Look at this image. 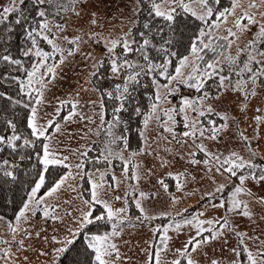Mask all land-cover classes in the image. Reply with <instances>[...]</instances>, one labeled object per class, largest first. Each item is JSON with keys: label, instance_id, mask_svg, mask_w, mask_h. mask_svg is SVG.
<instances>
[{"label": "snow or ice", "instance_id": "1", "mask_svg": "<svg viewBox=\"0 0 264 264\" xmlns=\"http://www.w3.org/2000/svg\"><path fill=\"white\" fill-rule=\"evenodd\" d=\"M144 2L131 0L130 24L139 22ZM25 3L26 0H8L6 5H0V25H8L9 18L14 16V25L22 29L24 41L22 45L15 46L17 54L14 55L12 34L15 29L7 26V35L0 32V66H3L0 82L14 85L18 97L0 91V99L28 110L26 127L29 130L25 135L12 119L5 121L8 134L0 135V152L8 150L10 154H19L20 161L31 160L35 155L39 166L37 179L29 186L21 206L14 210V223H6L0 216V224L11 231L13 240L16 234L23 233L24 239L16 242L20 249L24 248V240L31 239L32 235L24 225L29 224L37 213H42L45 220L63 223V217L57 214L58 205L51 203L50 198L71 189L77 193L81 206L76 208L74 216L66 213L72 216V220L62 237L53 235L50 240L44 237L46 243L57 247L50 253L41 251L40 255H51L52 264H57L61 256H66L77 242H81L88 254V264H119L122 255L115 239L120 236V225L128 218L127 207L112 206L107 192L118 187L119 182L114 174L111 179L115 183L105 181L109 174L107 167L101 172L95 166L104 164L110 167L113 160L118 159L122 162L125 178L139 180L141 177L137 174L128 176L129 165L139 169L134 158L152 155L156 151L153 145L165 142H175L184 149L186 156L176 155L196 171L202 165L205 174H212L210 179L213 183L216 176L225 177L231 183V194L227 198L221 197L219 203L211 202L225 192L226 183L205 192L204 198L211 207L249 220L254 217L251 204L264 208V196H258L247 186L249 181L256 186L264 185V166L257 165V152L252 148L253 139H259V128L264 125V109L255 108L253 120L257 127L252 138L239 130V120L232 112L235 106L240 113H246L250 101L264 94V0H228L227 6L224 0H147L150 20L142 24L141 30L134 34L133 28L129 27L128 31L115 35L111 31L107 35L104 32L107 20L100 7L104 0H30V12L22 7ZM73 17L77 21L85 20V24L70 37L65 33ZM153 20L162 24L153 25ZM189 20L194 22L190 35L186 31ZM249 34L251 38L245 41L243 38ZM89 42L102 46L104 56L97 59L91 52H84L83 46ZM78 55L92 61L88 79L80 85L72 100L57 101L54 115L59 117L66 109L67 114L62 117L66 124L77 117L80 121L95 124L93 116H98L100 123L95 134L103 133V138L95 149V157L89 156L94 149L85 147L82 151L77 150L78 162L73 165L69 156L54 146V133L62 131L61 123L51 118L42 123L41 109L47 103V91L54 82L65 78V68L74 70L72 66ZM104 68L108 70V78L115 82L111 89H101L93 83V78L103 77L101 69ZM84 84H93L92 90L100 93L98 103L89 102L99 108L93 116H86L81 110L80 92L88 91ZM183 89L195 95H184ZM177 96L178 104H173L172 98ZM109 102L110 113L107 110ZM133 117L138 118L141 125L138 135L142 147L126 156L125 153L129 152L127 132ZM233 124L237 126L238 139L247 151V158L235 150L213 151L205 144V141L221 142ZM178 125H182V131H177ZM153 129L156 135L150 140L149 133ZM165 151L171 153L172 150L166 148ZM198 154H203L202 158H197ZM169 163L167 159L160 160L161 167ZM88 165L93 167L88 169ZM19 167L14 160H0V182L15 184ZM54 168L67 171L41 194L46 176ZM147 174L152 175V170L149 169ZM189 176L187 169L176 174L174 178L179 181L177 190L183 187ZM190 178L196 179L195 176ZM79 181H86L88 185L85 189L87 198L79 190ZM157 183L167 191L168 185L163 179H158ZM115 199L121 197L116 196ZM142 199H148L143 192L135 200L141 216L144 220L155 219L141 205ZM172 203H176L175 197ZM185 212L187 209L177 213L181 220L175 223V231L187 226L194 230V234H190L183 246L175 250L178 258L171 264H199L193 254L213 241L223 239L227 244L228 234L234 235L238 241L237 247L231 249L237 258L231 264H241L238 258L242 255L246 264H264V247L258 246L252 251L246 243L252 240L264 245V241L237 231V226L227 215L215 220L201 219L204 213L200 212L189 219ZM260 219L264 220V215ZM109 225L110 231L100 230L107 229ZM170 227L172 225L165 226L158 237L163 248L149 245L153 251L149 252L146 264H160V253L167 249V242L171 239L168 235ZM159 232L160 228L154 229V233ZM36 237H40V232ZM0 242L9 243L2 238ZM0 252V259L8 260L14 255L10 247ZM210 264H220V261L212 259Z\"/></svg>", "mask_w": 264, "mask_h": 264}, {"label": "rangeland", "instance_id": "2", "mask_svg": "<svg viewBox=\"0 0 264 264\" xmlns=\"http://www.w3.org/2000/svg\"><path fill=\"white\" fill-rule=\"evenodd\" d=\"M8 0H0V5H6ZM131 0H104V3L100 5L102 12L101 14L107 20L104 26L105 35L108 32H112L114 35L121 32L128 31V28L132 26L129 23V16L131 13L130 8ZM85 20L77 21L75 17L72 18L67 32L68 36H74L78 32L79 26H83ZM246 37V36H245ZM243 38L246 41V38ZM248 39V38H247ZM84 52H91L97 59L104 56V48L95 44H86L83 46ZM234 54L235 48L232 49ZM91 60H85L82 56H77L73 64V71H69L65 68V78L54 82V86L46 93L47 103L41 109V116L43 123L47 119H55L61 123L62 131L60 133H54L55 142L54 146L63 155L69 156L70 162L74 165L78 162L77 150H84L85 147H91L94 150L89 153L90 157H95L97 152L95 149L100 145V141L103 138L101 135H96L95 131L97 125H99V117L93 116L94 112H98V107H93L90 101L99 102L100 93L94 91L93 84H84V87L88 91H81L79 96L80 104L82 105L81 110L86 116H93L96 123L90 124L87 120L80 121L79 118H75L70 123H64L62 117L67 114V110L61 112L59 117L54 115V109L57 106V101L62 99L72 100L75 93L80 89V85L88 79V73L91 71L90 65ZM94 83V81H93ZM95 85V83H94ZM98 87L97 85H95ZM99 88V87H98ZM184 95L193 96L195 93H186ZM238 95V94H237ZM231 99V96H229ZM179 97L172 98L173 104H178ZM171 106V105H169ZM261 107L264 109V94H261L257 98H254L249 103V108L246 113H240L235 106L232 108L233 115L239 120V130L243 131L245 135L252 138L254 137V129L257 127L253 116L256 115L255 108ZM194 115V114H193ZM179 119V117L177 118ZM92 129V131H89ZM182 125L177 126V131H182ZM52 130H50L51 132ZM259 139H253L252 148L257 152L255 158L257 163L264 166V125L259 128ZM156 135L155 129L149 133V139H154ZM83 137V138H82ZM205 144L213 151L219 150L224 151L235 150L245 155L247 158V151L244 145L238 139L237 126L233 124L223 137L221 142H210L205 141ZM142 147V141L140 137L136 144L129 147V152L125 153L126 156L130 155L132 151H138ZM156 149L152 155L136 156L134 158L135 164L139 165V169L129 165L128 176L131 177L134 174L139 175V180L125 178L123 175V165L118 159H114L112 166H106L104 164L96 165L99 167L101 172L107 167L108 175L105 176V181L109 183H115L111 177L114 174L119 182V186L114 189H108L107 198L114 208L127 207V219L124 221L120 228V236L115 239L121 255L122 260L119 264H146L149 252L153 251L149 245H159L163 248L164 246L159 243L158 237L162 234V229L165 226L172 225L169 228L168 235L171 239L167 242V249L160 253V264H171V262L178 258L175 250L181 248L186 242L190 234H194V230L187 226H184L181 231H175V223L181 220V217H176L178 212H182L184 209L190 211L189 214L185 215L189 219L193 216H197L200 212L204 213L201 219H212L215 220L220 216L227 215L229 220L236 227L237 231L245 232L248 236L259 237L260 241H264V220L260 219L261 215H264V208L259 204H251L254 212L253 220H249L246 217L226 214L224 209L213 208L211 203H219L221 197L227 198L231 194V183H229L225 177L216 176L215 183L212 182L210 176L212 174H205L203 166H199L200 170L196 171L185 163V160L179 158L180 155L186 156V151L182 149L175 142L161 143L159 146L153 145ZM166 148H170L172 151L168 153L165 151ZM203 154H198L197 158H202ZM161 158L167 159L170 163L166 167L160 166ZM93 166L88 165L87 168L91 169ZM152 170V175H148V170ZM188 170L190 173L189 178L184 182L183 187L177 190V184L179 181L175 179L177 173ZM87 170V169H86ZM65 171H67L65 169ZM64 171V172H65ZM172 173V175H168ZM63 174V173H62ZM191 176H195V180H191ZM158 179H163L168 185L167 191L157 183ZM220 183H226L227 187L223 194H218L216 200L211 203L204 198L205 192L213 191ZM238 183V181H237ZM79 190L83 192L85 198L88 197L85 189L88 187L86 181H79ZM247 186L252 189L258 196H264V185L256 186L251 181L247 182ZM44 192V191H43ZM41 192V194H43ZM143 192L148 196V199H142L141 205L145 208L147 214L155 219L144 220L141 213L136 208L135 200L139 198V194ZM155 194V195H153ZM119 196L121 199L116 200L115 197ZM176 198V203H172V198ZM246 199V197H241ZM50 202L58 205V215L63 217V223L60 221L45 220L42 213H37L29 224H25L24 227L28 228L31 232V239L24 240V248L20 249L17 241L24 239L23 233L15 235L13 240V234L4 225L0 224V238L9 241L8 244L0 242V250H6L11 248V252L14 254L8 260L0 259V264H52L53 257L41 256L40 252H51L52 249L57 245L46 243L44 237H48L49 240L53 235L62 237L66 232V227L71 226L72 216L66 215L71 213L73 216L76 215V208L81 206V201L77 199V193L71 191V189L62 191L56 197L50 198ZM167 213V215H165ZM3 216V215H0ZM141 216L140 220L137 217ZM5 218L6 223H14L13 218ZM176 217V218H173ZM205 227H208L205 225ZM160 228L161 232L154 233V229ZM111 230V226L109 230ZM40 232V237H36V233ZM207 235V233H205ZM228 243L225 244L224 240L213 241L210 245H205L202 249H199L193 254L194 258L199 264H210L212 259H217L220 264H231V261L237 259L232 253L231 249L236 248L238 241L234 235H227ZM248 247L255 251L259 245L257 241H246ZM19 249V250H18ZM2 255V252H0ZM27 257V260H25ZM241 264H246V260L242 255L238 258ZM57 264H61L59 260Z\"/></svg>", "mask_w": 264, "mask_h": 264}, {"label": "trees", "instance_id": "3", "mask_svg": "<svg viewBox=\"0 0 264 264\" xmlns=\"http://www.w3.org/2000/svg\"><path fill=\"white\" fill-rule=\"evenodd\" d=\"M225 6L228 4V0H224ZM26 9V11H31V3L30 0H26L25 5H23ZM150 5L147 3V0H145L144 4L142 5V11L140 13L139 22L135 25H132L134 34L138 33L141 30L142 24L148 20H150V17L148 16V10ZM194 22L189 20V28L186 30L187 34H191V25ZM153 25H160L162 24L161 21L153 20ZM7 26H12L15 31L12 34V45H13V54L16 55V45L17 44H23V36L21 35L22 29L19 28V26L14 25V16L9 18L8 25H0V32H2L4 35H7V32L5 31ZM182 31L185 29L181 28ZM255 31V28H253V32ZM250 39L251 34L247 35L246 37ZM3 66H0V69H2ZM101 72L103 74V77L100 79L93 78V81L95 85H97L101 89H111L113 84L115 83L113 80L109 79V73L107 68L101 69ZM17 75L18 73H14ZM0 91L6 92L8 96L18 98L17 97V88L8 83V82H0ZM182 92L191 93L187 89H183ZM194 93V92H192ZM107 110L110 113L111 112V103L109 102L107 104ZM27 117H28V110L24 109L21 106H16L10 103L9 101L5 99H0V135H7L8 129L6 127L5 121L8 119H12L14 122L17 123L19 130L24 133L25 135L28 134V129L26 127L27 124ZM107 118H110L107 117ZM125 119H127V116H125ZM141 125L139 124V120L136 117H133L130 125H129V131L127 132V135L129 137V147L133 144H136L139 135H138V128ZM27 151H33L32 149H28ZM3 159H9L14 160L17 164L20 165L17 176L18 180L15 184H9V183H3L0 182V215L6 216L8 218H13L14 210L17 209L19 206H21L22 199L25 196V193L29 189V186L31 183L37 179L36 173L39 170V166L37 165L35 155H33L32 159H25L24 161H20L19 154L12 153L8 150H5L4 152H0V160ZM257 163V161H256ZM34 165H36L34 167ZM258 166L261 164L257 163ZM65 169L63 168H54L50 169L49 174L46 176V185L45 188L41 190V192L45 191L47 187L51 186L52 182L59 178V175L64 173ZM190 211H187L184 213V215L189 214ZM180 217V216H176ZM173 217V218H176ZM110 225L107 229L101 228V231L109 230ZM96 229L93 228V231ZM87 253L85 252L84 245L81 242H77L76 245L72 248V250L66 254V256H61L59 259V262L61 264H88L87 260ZM183 264V262H182Z\"/></svg>", "mask_w": 264, "mask_h": 264}]
</instances>
